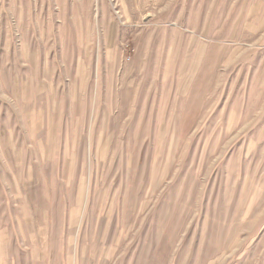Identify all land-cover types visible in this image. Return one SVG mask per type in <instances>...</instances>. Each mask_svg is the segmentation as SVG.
<instances>
[{
  "label": "rangeland",
  "instance_id": "1",
  "mask_svg": "<svg viewBox=\"0 0 264 264\" xmlns=\"http://www.w3.org/2000/svg\"><path fill=\"white\" fill-rule=\"evenodd\" d=\"M0 264H264V0H0Z\"/></svg>",
  "mask_w": 264,
  "mask_h": 264
}]
</instances>
